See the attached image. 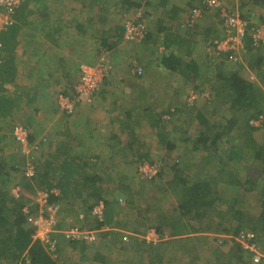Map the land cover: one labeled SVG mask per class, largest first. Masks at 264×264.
Returning a JSON list of instances; mask_svg holds the SVG:
<instances>
[{"label": "crops", "instance_id": "0c3cea01", "mask_svg": "<svg viewBox=\"0 0 264 264\" xmlns=\"http://www.w3.org/2000/svg\"><path fill=\"white\" fill-rule=\"evenodd\" d=\"M202 1L25 0L16 9L12 24L2 33L0 65L6 66L9 77L4 92L13 104L7 109V116L0 117V188L3 181L7 182L12 195V187L18 185L21 198L26 201L38 188H55L57 193L51 195L50 201L60 206L58 230L71 224L101 227L90 213L98 198L107 201V229L97 242L71 244L57 233L62 264H140L139 243H151L146 238L150 228L141 219L144 212L138 209H146L142 197L148 203L157 197V208L149 213L151 220L157 221L158 213L176 214V199L167 190L173 177L169 160L173 151L182 155L191 146L182 139V134H194L191 115L184 114L189 108L185 100L188 89H210L209 97H201L208 103L217 104L219 97L215 99L213 84L204 80L206 62L199 57L206 59L211 52V37L224 35V20L220 7L205 10L201 8ZM220 1L241 16L254 0ZM196 7L202 9V14L191 26L195 23L191 24V16ZM263 7L258 9L259 21L252 34L264 33V21L260 19V15L264 16ZM138 12H142L148 32L140 41H126L124 16L134 17ZM103 40L112 45L104 48ZM102 49L113 65L110 76L90 98L82 97L74 115L65 114L60 110L58 94L62 89L72 90L80 76V66L97 63ZM171 54L197 61L202 72L197 81L163 63ZM244 74L256 80L252 71L246 70ZM204 106L205 102L197 107V122L201 113L226 114L223 106L218 105L214 112ZM15 123L29 128L33 142L40 140L38 175L34 181L25 175L26 156L12 134ZM258 123L263 121L257 120ZM143 161L157 164L160 175H141L138 167ZM88 175L93 176V182L85 179ZM144 180L149 182L143 184ZM251 193L240 190L241 196L250 194L248 200L252 203ZM133 196L138 202L141 199V206L134 208L128 202ZM251 203L254 211L255 204ZM81 213L85 214L84 219L78 217ZM218 234L197 235H208L209 243L219 236L218 243L220 236L225 235ZM166 238H170L168 234ZM192 238L186 246L194 250L187 249L180 263L177 257L182 254L180 249L185 241L178 240L169 244L161 264H200L203 255L200 260H195L194 255L200 250L199 242L204 241ZM161 241L152 244L159 245ZM230 245L219 249L228 253ZM192 252L195 253L189 257Z\"/></svg>", "mask_w": 264, "mask_h": 264}, {"label": "trees", "instance_id": "16d2710c", "mask_svg": "<svg viewBox=\"0 0 264 264\" xmlns=\"http://www.w3.org/2000/svg\"><path fill=\"white\" fill-rule=\"evenodd\" d=\"M203 1L201 8L210 10ZM261 6H264V0H254L244 8L245 15L240 16L246 27L244 51H219L214 40L225 34L209 40L211 52L205 64L211 70H207L209 76L204 80L213 84L215 99L219 96L215 102L225 108V115L228 116L219 120L201 113L198 119L200 126L194 134H182V139L191 143V146L184 149L178 160L169 164L173 177L167 187L176 199L173 208L176 214L158 213V220L153 221L149 213L156 210L157 205L154 203L157 197L154 196L152 203L142 197L146 209L138 208L139 212L145 214L141 215V219L147 228L156 230L158 240L162 241L159 245H153V241L139 243L142 252L140 264H161L163 255L169 252V244L178 240L185 241L180 249L183 254L187 249L193 251L186 246L191 236L192 239L204 241V245L194 255L195 260H200L203 248L210 243L208 235L204 238L197 234L205 232L225 234L228 238L225 237L222 242L225 246L231 244L228 253L218 248L214 250L215 259L210 264H251L253 253L245 251L240 243L241 236L248 232L256 234L255 240H260L259 245L264 249V122L257 125L252 121H257L264 114V41L256 44L252 34L255 23L259 21L256 14ZM227 11L233 12L231 8H227ZM260 19L264 21V16L260 15ZM195 25L196 21L191 26ZM103 44L104 48L112 45L108 40H103ZM184 53L190 54L189 51ZM163 63L185 78L192 76L194 81L202 75L194 59H182L171 54L163 59ZM246 70L252 71L258 81L252 80L249 74L245 75ZM0 76V117L5 118L13 102L4 92V84L9 81L4 64L0 65ZM194 102L189 104L186 99L189 106ZM221 115H224L223 112ZM257 132L261 133L262 140L257 138ZM158 175L160 173L155 177ZM85 179L94 181L92 175ZM96 179L98 181L100 178L96 176ZM7 187V182L3 181L0 188V264H61L59 247L57 257H53L41 241L32 238L33 227L22 210L27 201L23 197L11 195ZM242 188L252 192V203L248 200L250 194L241 196ZM137 200L133 196L128 202L135 208L141 206V199L139 202ZM249 202L255 204L254 211ZM166 234L170 238L165 239ZM217 238H214L216 242ZM76 243L81 242H71Z\"/></svg>", "mask_w": 264, "mask_h": 264}, {"label": "built area", "instance_id": "2783aa9c", "mask_svg": "<svg viewBox=\"0 0 264 264\" xmlns=\"http://www.w3.org/2000/svg\"><path fill=\"white\" fill-rule=\"evenodd\" d=\"M25 0H0V61L1 51L3 49V41L1 39L2 33L12 24L13 16L16 9ZM204 6L208 9L220 7L221 16L224 20V36L214 40V45L219 51L238 50L242 47L243 37L245 35V22L242 21L240 15L237 13L228 12L220 0H204ZM202 14L201 8H194L192 10L191 24H193ZM148 32L147 23L145 22L142 12H138L134 17H125L124 19V38L126 41H140L145 38ZM255 43L259 44L264 41L256 34H253ZM113 65L106 52H103L99 60L94 65L82 64L80 66V76L74 83L72 90L69 92H60L57 101L60 110L67 115H74L78 103L82 97L97 92L102 86L106 78L111 74ZM1 83V77H0ZM191 101L197 99L196 95H191ZM189 99V102H190ZM193 101V102H194ZM261 121V119H258ZM12 134L15 141L20 146L21 152L26 156L25 175L30 180H36L38 175L37 166V150H39L40 140H31V132L23 123H15L12 127ZM42 141H46L43 138ZM138 171L141 175L156 176L159 173V167L155 163L143 161L139 164ZM57 193L55 188L48 190L45 188H38L32 197L27 200L23 207V213L27 216V221L33 227L32 238L39 240L46 247L47 251L53 256L57 257L59 247V238L57 233L60 232L63 238L71 242H85L88 244L95 243L99 240L100 235L107 225L105 224L107 207L104 200L96 201L91 209V217L95 222L101 224V227L86 228L78 224H71L62 230H58V214L60 206L56 202H51L52 194ZM12 195L15 197L22 196V189L20 186L12 187ZM80 219H84L85 214L78 215ZM150 241H157L158 235L155 230L151 229L146 235ZM256 235L253 232H248L241 236V241L244 243L246 249L253 253L252 264H264V249L255 240ZM62 264V262H61Z\"/></svg>", "mask_w": 264, "mask_h": 264}, {"label": "rangeland", "instance_id": "374dc122", "mask_svg": "<svg viewBox=\"0 0 264 264\" xmlns=\"http://www.w3.org/2000/svg\"><path fill=\"white\" fill-rule=\"evenodd\" d=\"M221 2V1H220ZM237 13V12H236ZM237 15H239L238 13H237ZM125 17H131L132 18V16L131 15H125L124 16V19H125ZM223 27H225V25H223ZM260 28L261 27H259V28H256L255 30L257 31V30H260ZM224 31H226L225 29H224ZM257 36H259V38H261L262 40H264V33L262 32V31H258V32H256L255 33ZM236 51H244V49H242V47H240V48H238V50H236ZM199 59H201V60H205L203 57H199ZM204 70L202 71V72H205L206 73V75H207V77L209 76V72H207V69L208 70H211V67H206V65L204 66V68H203ZM198 82H200V81H198ZM197 83V82H196ZM64 89H62V91H63ZM66 90V89H65ZM189 90V92H188V94H187V101L191 98V95H196V97H197V99H195V100H197L196 102H194L192 105H190L189 106V108L187 109V111L184 113L185 115H191V118H190V123L192 124V126L190 127L191 128V130L192 131H196L197 130V128L200 126L199 124H198V122H197V118H196V112H197V110L199 109H197V107H199L200 105L202 106L203 104H204V102H205V106L207 105L208 106V110L209 111H211V112H214L215 111V109L214 108H219V106L217 105V104H215V103H208L207 102V100H206V98H201L202 97V95H206L207 97H209V95L211 94V90L210 89H207V91H198V90H195L194 88L192 89V88H189L188 89ZM187 90V91H188ZM61 91V92H62ZM69 93H70V91H69ZM213 94V93H212ZM210 97H212V95L210 96ZM185 99V100H186ZM204 100V101H203ZM194 101V100H193ZM193 101H191V99H190V102H189V104L190 103H192ZM204 106V107H205ZM212 106H214V107H212ZM213 108V109H212ZM225 116H228V115H212V118H214V119H216V118H219V120H221V118H223V117H225ZM194 117V118H193ZM196 118V119H195ZM259 119H261L263 122H264V114H261L260 115V118ZM258 120V119H257ZM253 122H255V123H257V121H255V120H252ZM259 121V120H258ZM225 122V120L223 119V122L222 123H224ZM190 124V125H191ZM177 131L178 132H176L177 133V135H179V134H181V132H180V130H179V128L177 129ZM257 138H259V140H262V139H260V137H261V133H259V132H257ZM179 152H176V151H173L172 152V154H171V160H169V163L171 164L172 163V161H175V160H178V158L180 157V156H178L179 154H178ZM158 160V159H157ZM162 162H168V161H162ZM162 165V167L164 166L163 164H161ZM167 165V164H166ZM159 167V166H158ZM163 169H165V168H163ZM164 173H166V172H163L162 174H164ZM141 182V181H140ZM145 182H149L148 180H144V182L142 181V183L144 184ZM212 237V236H211ZM194 242V241H193ZM196 242H198L197 240H196ZM200 243V245H201V247L203 246V243H201V242H199ZM192 244V243H191ZM219 245L220 244H218V243H216V240L215 239H211L210 240V245L209 246H206L205 248H203V250H202V258H203V261L202 262H200V264H210V263H212L213 262V260L215 259V257L213 256V254H214V250H217V248L219 249L220 247H219ZM201 247H200V249H201ZM216 247V248H215ZM213 248V249H212ZM195 252H192L191 254H190V256L189 257H191L193 254H194ZM185 255H187V253L186 252H184V254L182 253V254H178V257H177V261H178V263H180L181 262V260H182V256H185ZM192 259V258H191ZM169 264H171V263H169Z\"/></svg>", "mask_w": 264, "mask_h": 264}, {"label": "clouds", "instance_id": "9594fccd", "mask_svg": "<svg viewBox=\"0 0 264 264\" xmlns=\"http://www.w3.org/2000/svg\"><path fill=\"white\" fill-rule=\"evenodd\" d=\"M151 230V229H150ZM153 230H155V229H153ZM155 232H156V230H155ZM157 233V232H156ZM157 235H158V233H157ZM219 235V234H218ZM256 235V234H255ZM218 238H219V236H218ZM218 238H217V240H218ZM220 240L218 241V244H220L219 245V247L221 246V247H223V246H225V244L222 242V241H224L225 240V235H223V236H220ZM150 241V240H149ZM240 241H241V239H240ZM154 242V241H153ZM257 242L259 243V240H257ZM241 244H243V248L245 249V251H247L248 253H251V251L250 250H248V249H246L245 248V246H244V243L241 241L240 242ZM230 245V244H229ZM251 264H252V262H250Z\"/></svg>", "mask_w": 264, "mask_h": 264}]
</instances>
